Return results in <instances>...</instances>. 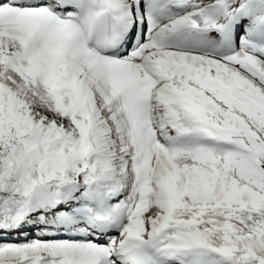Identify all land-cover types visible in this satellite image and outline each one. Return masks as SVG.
I'll return each mask as SVG.
<instances>
[{
  "label": "snow or ice",
  "instance_id": "obj_1",
  "mask_svg": "<svg viewBox=\"0 0 264 264\" xmlns=\"http://www.w3.org/2000/svg\"><path fill=\"white\" fill-rule=\"evenodd\" d=\"M0 264H264V0H0Z\"/></svg>",
  "mask_w": 264,
  "mask_h": 264
}]
</instances>
